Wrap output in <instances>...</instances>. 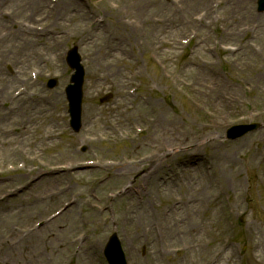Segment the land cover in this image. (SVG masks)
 I'll list each match as a JSON object with an SVG mask.
<instances>
[{"label": "rangeland", "instance_id": "obj_1", "mask_svg": "<svg viewBox=\"0 0 264 264\" xmlns=\"http://www.w3.org/2000/svg\"><path fill=\"white\" fill-rule=\"evenodd\" d=\"M26 1L29 0H11L8 8ZM58 1L52 8V0H34L43 6L34 21L28 12H20L15 18L27 36L32 30L36 38L28 39L25 33L17 35L13 21L7 22L4 28L0 27V84L10 83L5 94L0 96L3 111L0 114L6 115L2 124L4 129L11 130V136L0 141V161L4 162L0 166V181H3L2 177L12 179L23 174L19 180L0 184V190L6 192L5 202L15 206L11 210L41 208L50 213L60 210V215L74 207L78 219L89 220L82 231L101 241V249L94 254L92 264H108L103 249L113 233L121 242L127 264H151V258L159 249L163 250L162 264H175L184 253L183 245L167 250L156 243H137L129 234V228L118 219L124 198L104 200L108 186H120L119 182L110 181L105 163L120 155L131 156L134 147L131 138L115 140L112 136L106 137L113 130L121 133L128 130L137 119L139 109L148 110L150 100L192 128L199 122H208L212 108L202 98H196V94L202 93H198L192 84L193 69L198 63H209L219 73L215 81L218 79L234 86L239 95L215 136L225 145L246 141L244 149L235 155L242 164L252 150L264 149V88L257 90L260 86H256L264 81L260 79L264 76V53L260 52L264 50V13L257 12L256 0H208L214 11L205 17L198 31L188 27L184 33L172 36L174 29L160 32L153 20L145 17L138 23V32L121 28L120 20L128 19L124 15L125 0H67L72 3L71 7L56 17ZM141 1L145 4V11L151 12L152 7L168 10L179 0ZM12 17L14 19V15ZM196 17L203 18L204 14L199 13ZM38 27L42 29L38 30ZM227 28H235L240 37L228 41L224 37ZM56 35L62 39L55 40ZM73 46H77L86 71L83 124L77 133L69 126L65 95L72 74L66 63V52ZM55 76L57 86L47 88L48 79ZM22 86H26L25 91L14 96L18 91L15 90ZM107 93L112 97L101 103L100 98ZM39 99L44 100L48 111L34 121L27 137L22 133L23 107L35 105ZM42 123L48 127L45 131L41 128ZM248 123H259L260 126L238 139L227 138L226 130L231 125ZM44 133L52 134L46 146L40 145L38 140ZM201 153L207 157L210 148L203 147ZM51 154H56L61 162L53 165L57 168L54 176L59 177L54 186L69 193L43 199L39 206H35L29 201L28 189L44 177V173L37 172L49 167L47 157ZM34 156L37 158L31 160ZM91 159L96 163L84 164ZM185 159V156H178L168 165L175 168V164H183ZM22 162H25L24 167L17 169ZM9 164L15 169L10 170ZM257 167L242 169L244 186L240 212L227 221V230H213V238L221 235L223 241L234 246V257L227 264H264V236L260 240L261 251L255 253L254 248V236L259 235L257 228L264 232V185L259 182ZM228 178V189L223 195L226 205L229 197L237 194L231 177ZM129 183L134 184L132 177ZM163 184L164 181L159 180L160 188L152 182L147 187L153 198V212L167 203ZM97 209L103 212L102 223L92 224L89 215ZM33 218L23 214L17 221L42 227L49 216L43 217L42 221ZM77 248V243L70 246L60 264H72L70 261L76 258ZM205 259L204 256L202 264Z\"/></svg>", "mask_w": 264, "mask_h": 264}, {"label": "bare ground", "instance_id": "obj_2", "mask_svg": "<svg viewBox=\"0 0 264 264\" xmlns=\"http://www.w3.org/2000/svg\"><path fill=\"white\" fill-rule=\"evenodd\" d=\"M9 3L11 0H0V27L4 28L7 22L13 21L17 35H26L15 18L20 12H30V18L36 20L38 11L43 8L39 5L41 2L29 0L8 8ZM71 4L70 1L59 0L55 16L58 17L70 8ZM15 7L19 8L14 12ZM212 11L214 7H211V1L208 0H179L168 10L152 7L151 12L145 11V4L140 0H125L124 15L128 19L120 20V25L121 28L138 32V23L145 17L153 20L154 26L160 32H165L167 28L174 29V36L184 33L188 27L189 30L197 32L204 24L205 17ZM199 13H203L204 17L197 18ZM33 34L35 33L30 30L26 37L36 38ZM240 35L235 28H227L224 37L230 41L232 38L238 39ZM54 38L61 40L62 36L61 39L58 35ZM261 51L264 53V50ZM198 64L193 69L195 73L192 86L198 93H202L196 94V98H202L212 108L208 122H199L192 128L187 123H181L180 117L169 115L156 101L150 100L148 110L139 109L137 119L128 130L122 133L113 130L106 137L112 136L115 140L119 137L131 138L134 147L131 156L120 155L106 163L110 181L119 182L120 186H108L104 200L108 202L124 198V207L119 210L118 219L129 228V234L137 243H156L165 246L167 250L183 245L184 253L178 257L175 264H202L204 256V264H227L234 257V246L229 241H223L221 235L213 238V230H227V221L240 212V198L244 186L241 173L244 167L254 169L257 165L260 170L259 182L264 185V149L252 150L242 164L235 155L244 149L246 141L225 145L215 136L218 127L225 123L228 109L238 101L239 95L234 86L221 83L218 79L215 81L219 73L211 64ZM260 79L264 80V76ZM8 84L10 83L6 82L3 86L0 84V96L5 94ZM256 86H260L257 90L264 88V81ZM43 103L44 100L39 99L35 105L27 104L23 107V135L28 137L34 121H38L47 113V106ZM0 113H3L1 108ZM5 117L6 115L0 114V141L11 136V130L2 126ZM137 121L139 123H136ZM41 128L45 131L48 127L42 123ZM134 129H138L142 136H136ZM51 137V133L40 135L39 144L46 146ZM205 146L210 148L207 157L201 153ZM178 156L186 157L183 164H175V168L168 165L169 161ZM58 158L56 154L47 157L49 167L37 172L44 173L46 178L36 181L28 189V194H31L29 201L35 206H39L43 199L69 193L64 188L54 186L59 177L54 176L57 168L53 165H60ZM3 165L4 162L0 161V166ZM22 176L23 174L12 179L8 176L2 177L0 184L19 180ZM131 177L134 184L129 183ZM228 177H231L237 194L230 196L226 205L223 195L228 189ZM159 180L164 181L163 193L167 203L153 212V198L150 197L147 187L149 182H152L160 188ZM5 196L6 192L0 190V203L3 204L0 207V264H60L65 260L64 253L68 248L81 241L85 248L80 247L76 258L70 263L92 264L94 254L101 249V241L98 237L91 238L82 231L89 220L78 219L74 207L65 214L56 216L55 220L44 222L42 227H35L32 223L23 225L17 219L24 214L29 218L41 220L52 212L41 208L11 210L15 206L5 202ZM102 215L103 212L94 210L89 215V218H92L91 223L101 224ZM103 222L107 226L105 221ZM257 229L259 235L254 236L255 253L261 251L260 240L264 236V232ZM162 251H156L151 258V264H162Z\"/></svg>", "mask_w": 264, "mask_h": 264}, {"label": "water", "instance_id": "obj_3", "mask_svg": "<svg viewBox=\"0 0 264 264\" xmlns=\"http://www.w3.org/2000/svg\"><path fill=\"white\" fill-rule=\"evenodd\" d=\"M72 58H73V60H72ZM69 61H70V64H72V67L75 68L77 70V73L79 74V75H77V76H79L78 80H75V77L73 78V81L74 80L76 81V85L73 86L74 90L73 89L70 91L68 90L69 93L70 92H71V94L74 93V96H72V95L70 96V105L72 106L71 115L73 117L72 126L75 129H78L80 126V124H79V102H80V97H81V84H82L83 70L79 64V56L76 53L75 49L72 50V52L70 53ZM255 127L256 126H243L241 128H233L232 129L233 133L230 136L231 137L240 136V135L244 134L245 132H247L248 130L254 129ZM115 243H116V241H115V238L113 237L110 241V244H109L110 247L108 249V252H109V250L114 251L112 248V245L114 246ZM108 252H107V255L109 257ZM114 263L117 264V260H115Z\"/></svg>", "mask_w": 264, "mask_h": 264}]
</instances>
